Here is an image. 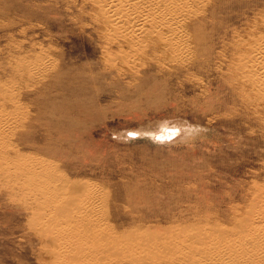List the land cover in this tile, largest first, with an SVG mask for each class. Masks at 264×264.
<instances>
[{
  "label": "rangeland",
  "instance_id": "rangeland-1",
  "mask_svg": "<svg viewBox=\"0 0 264 264\" xmlns=\"http://www.w3.org/2000/svg\"><path fill=\"white\" fill-rule=\"evenodd\" d=\"M190 11L178 61L157 49L147 17L130 31L97 0H0V264H67L45 245L53 226L38 227L73 190L95 233L86 264H264L263 236L252 257L169 247L231 234L264 194V106L243 96L232 56L263 34L264 0ZM165 119L209 131L188 145L113 139ZM104 233L124 238L106 254Z\"/></svg>",
  "mask_w": 264,
  "mask_h": 264
},
{
  "label": "bare ground",
  "instance_id": "bare-ground-1",
  "mask_svg": "<svg viewBox=\"0 0 264 264\" xmlns=\"http://www.w3.org/2000/svg\"><path fill=\"white\" fill-rule=\"evenodd\" d=\"M97 2L105 18L113 17L114 20L120 19L121 22H127L130 31L135 29L134 21L147 17V21L154 26L153 35L158 39L157 49L162 56L178 61H181L184 57V40L177 29V22L181 21L182 12L185 8H189L190 13H193L199 0H188L187 2L184 0H97ZM113 6L117 8V12L111 16V7ZM125 7L133 12L132 19L125 16L123 12ZM262 31L263 34L252 40L247 46L241 45L240 48L235 49L232 56L239 64L238 76L235 77L251 89L250 92L243 93V96L253 101L259 98L264 106V29ZM128 40H132L130 35H128ZM243 71L244 73H242ZM77 192V190L70 192L68 194L70 195L69 200L63 199L62 201L53 202V214L50 213L48 217L43 219L40 227H38L43 229L45 225L48 227L53 226L56 234L45 245L52 249L57 248L61 253L67 251L70 257V259H66L67 264H69L68 262L86 264L87 259L90 260L91 255H93L90 250L86 251L83 246L95 237V233L86 224L87 219L82 212L84 201H82L81 194ZM253 194L255 196L252 197V199L254 198L253 201L247 204V208H249L247 209V216L240 223L238 221L237 229L233 230L231 234L221 230L210 237L208 232L203 231V233L199 232L196 236L178 237V242L170 243L169 247H174L180 243L183 252H189L190 245L198 254L207 252L212 254L222 253L227 256L244 254L246 257L263 254V248L257 247L258 244L256 245V243L262 241V236L264 237V194L261 197H256V192ZM119 236L121 235L104 233L100 237V243L105 254L111 251L110 248L113 247L114 243L123 241L124 238H121L123 236ZM136 239L138 242L134 244H139V238ZM210 245H212L210 249H207ZM158 248L161 252L165 250L162 244ZM80 249H83V253ZM178 250L180 251V249Z\"/></svg>",
  "mask_w": 264,
  "mask_h": 264
},
{
  "label": "clouds",
  "instance_id": "clouds-1",
  "mask_svg": "<svg viewBox=\"0 0 264 264\" xmlns=\"http://www.w3.org/2000/svg\"><path fill=\"white\" fill-rule=\"evenodd\" d=\"M209 131L208 128L192 124L187 120L165 119L149 128H139L128 133L113 134V139L128 143L130 139H148L158 146L174 145L177 142L188 145Z\"/></svg>",
  "mask_w": 264,
  "mask_h": 264
}]
</instances>
